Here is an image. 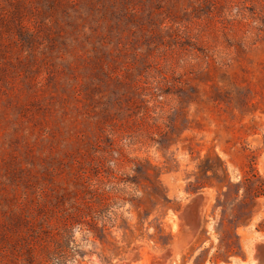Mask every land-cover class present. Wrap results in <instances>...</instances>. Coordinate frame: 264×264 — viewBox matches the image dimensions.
Masks as SVG:
<instances>
[{
  "label": "rangeland",
  "instance_id": "rangeland-1",
  "mask_svg": "<svg viewBox=\"0 0 264 264\" xmlns=\"http://www.w3.org/2000/svg\"><path fill=\"white\" fill-rule=\"evenodd\" d=\"M100 196L62 264L264 243V0H0V264Z\"/></svg>",
  "mask_w": 264,
  "mask_h": 264
},
{
  "label": "trees",
  "instance_id": "trees-1",
  "mask_svg": "<svg viewBox=\"0 0 264 264\" xmlns=\"http://www.w3.org/2000/svg\"><path fill=\"white\" fill-rule=\"evenodd\" d=\"M162 197L164 194H160ZM101 196L95 200L82 199L74 208L63 216L59 226L55 228L50 239L40 248L41 261L43 264H62L73 258L76 253V245L73 240V233L77 230H85L93 237L102 240L98 231H103V226L99 228L97 221L101 217ZM119 253L114 256H118Z\"/></svg>",
  "mask_w": 264,
  "mask_h": 264
},
{
  "label": "water",
  "instance_id": "water-1",
  "mask_svg": "<svg viewBox=\"0 0 264 264\" xmlns=\"http://www.w3.org/2000/svg\"><path fill=\"white\" fill-rule=\"evenodd\" d=\"M261 245H264V243H260ZM255 245V244H254ZM253 245V246H254ZM250 257L248 260H240V261H235L236 264H241V262H245V264H264V254L263 256H261V258L257 257V258H254V254L253 252L250 253ZM134 257H137V255H135Z\"/></svg>",
  "mask_w": 264,
  "mask_h": 264
},
{
  "label": "crops",
  "instance_id": "crops-1",
  "mask_svg": "<svg viewBox=\"0 0 264 264\" xmlns=\"http://www.w3.org/2000/svg\"><path fill=\"white\" fill-rule=\"evenodd\" d=\"M252 252H253L254 256L257 255L259 258H261V256H263V254H264V245H261L260 243L256 242ZM241 263H243V262H241Z\"/></svg>",
  "mask_w": 264,
  "mask_h": 264
},
{
  "label": "bare ground",
  "instance_id": "bare-ground-1",
  "mask_svg": "<svg viewBox=\"0 0 264 264\" xmlns=\"http://www.w3.org/2000/svg\"><path fill=\"white\" fill-rule=\"evenodd\" d=\"M145 249H146V248H145ZM142 251H145V250L142 249ZM140 253H142V252H140ZM140 257H141V256H140ZM257 257H258L257 255L254 256V258H257ZM147 259H148V258H147ZM121 263H123V262H120V264H121Z\"/></svg>",
  "mask_w": 264,
  "mask_h": 264
}]
</instances>
